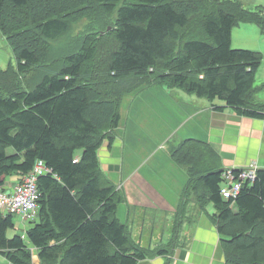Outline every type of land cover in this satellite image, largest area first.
Wrapping results in <instances>:
<instances>
[{
	"label": "trees",
	"instance_id": "trees-1",
	"mask_svg": "<svg viewBox=\"0 0 264 264\" xmlns=\"http://www.w3.org/2000/svg\"><path fill=\"white\" fill-rule=\"evenodd\" d=\"M100 13L111 18L100 29L71 35ZM238 22L264 34L261 10L239 0H0V34L16 62L0 68V186L38 160L49 168L36 179L37 215L25 234L9 236L14 216L0 212V254L33 264L31 245L39 264H137L171 253L174 245L141 246L118 219L124 196L103 176L98 150L114 141L122 97L143 84L264 118L254 102L262 54L232 48ZM169 153L188 176L178 215L189 199L201 211L212 203L224 264H264V169L224 198L226 168L207 143L186 139Z\"/></svg>",
	"mask_w": 264,
	"mask_h": 264
},
{
	"label": "crops",
	"instance_id": "crops-1",
	"mask_svg": "<svg viewBox=\"0 0 264 264\" xmlns=\"http://www.w3.org/2000/svg\"><path fill=\"white\" fill-rule=\"evenodd\" d=\"M239 1L245 9H260L264 16L262 4L252 9L245 0ZM234 34L236 40L240 36L235 42L251 47L242 49L262 54L254 80V102L264 105V34L250 22L234 25L231 45ZM1 45L5 46V40L0 34ZM9 57V51L0 48V65L6 64L3 68L12 62ZM224 105V101H209L164 84H143L122 97L114 141L111 145L104 141L98 150L100 169L124 196L117 217L127 225L131 237L144 247L174 245L171 253L137 264H224L221 236L209 218L215 211L213 204L207 203L206 211H201L195 200L189 199L178 215L188 176L169 153L171 145L197 139L217 152L223 168L254 164L264 169V118L241 116L228 107L214 108ZM18 175L6 176L2 187H13ZM33 223L23 224L19 233ZM29 247L32 263L39 264L36 249ZM0 264L11 263L0 254Z\"/></svg>",
	"mask_w": 264,
	"mask_h": 264
},
{
	"label": "built area",
	"instance_id": "built-area-1",
	"mask_svg": "<svg viewBox=\"0 0 264 264\" xmlns=\"http://www.w3.org/2000/svg\"><path fill=\"white\" fill-rule=\"evenodd\" d=\"M256 170L254 164L243 167L237 172H233V169H225L222 173L223 187L220 191L222 196L234 198L244 182H250L255 178ZM48 171L49 168L38 160L32 170L21 176L13 187L5 189L0 186V212L16 216L21 223L34 221L38 208L36 179Z\"/></svg>",
	"mask_w": 264,
	"mask_h": 264
},
{
	"label": "rangeland",
	"instance_id": "rangeland-1",
	"mask_svg": "<svg viewBox=\"0 0 264 264\" xmlns=\"http://www.w3.org/2000/svg\"><path fill=\"white\" fill-rule=\"evenodd\" d=\"M253 0H245L246 2V6L247 8H255V5H260L262 4L264 6V0H254V3H251ZM111 18L106 16L105 14H98L96 16H89V17H85V18H82L80 19L79 21H77L76 23H74V25L72 26V32H71V35L72 36H79L80 38L82 36H84L87 32L89 31H93L94 29H100L101 25L103 26L104 24H106V22L108 20H110ZM235 29V28H234ZM233 29V30H234ZM239 37L238 36V39L236 40L235 38V34H234V37H233V42H232V48H248L249 45L247 43H243V44H238L237 42L235 41H238L239 40ZM1 50L3 52H6V51H9V58L11 59V63L13 65H16V62H15V58L12 54V51L10 49V47L7 45L6 41H5V46L4 45H1ZM251 49V47H249ZM6 64H1L0 67L3 68ZM11 149H9V152L11 153ZM25 224V222L23 223ZM23 224L20 222L19 219L15 218V228L14 229H11L7 232V234L9 236H12L14 233L16 232H20L22 231V227H23ZM19 230H17V229ZM24 232V230H23ZM25 234V232L23 233Z\"/></svg>",
	"mask_w": 264,
	"mask_h": 264
},
{
	"label": "clouds",
	"instance_id": "clouds-1",
	"mask_svg": "<svg viewBox=\"0 0 264 264\" xmlns=\"http://www.w3.org/2000/svg\"><path fill=\"white\" fill-rule=\"evenodd\" d=\"M32 222V221H31ZM23 224V223H22Z\"/></svg>",
	"mask_w": 264,
	"mask_h": 264
},
{
	"label": "water",
	"instance_id": "water-1",
	"mask_svg": "<svg viewBox=\"0 0 264 264\" xmlns=\"http://www.w3.org/2000/svg\"><path fill=\"white\" fill-rule=\"evenodd\" d=\"M109 29V28H108Z\"/></svg>",
	"mask_w": 264,
	"mask_h": 264
}]
</instances>
